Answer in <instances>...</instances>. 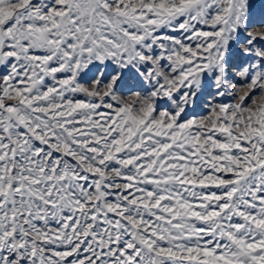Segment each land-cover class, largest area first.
I'll list each match as a JSON object with an SVG mask.
<instances>
[{
	"label": "snow or ice",
	"instance_id": "6c2138e0",
	"mask_svg": "<svg viewBox=\"0 0 264 264\" xmlns=\"http://www.w3.org/2000/svg\"><path fill=\"white\" fill-rule=\"evenodd\" d=\"M0 264H264V0H0Z\"/></svg>",
	"mask_w": 264,
	"mask_h": 264
}]
</instances>
